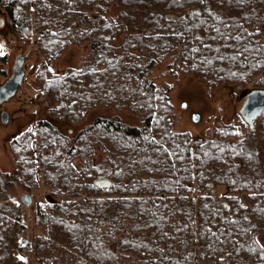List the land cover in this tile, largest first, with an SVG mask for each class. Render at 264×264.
Listing matches in <instances>:
<instances>
[{
	"label": "trees",
	"instance_id": "16d2710c",
	"mask_svg": "<svg viewBox=\"0 0 264 264\" xmlns=\"http://www.w3.org/2000/svg\"><path fill=\"white\" fill-rule=\"evenodd\" d=\"M1 7L24 43L36 32L37 92L51 118L79 123L103 107L138 119L97 117L72 141L39 119L12 139L19 184L35 190L41 175L50 191L49 215L37 210L35 263L264 264V114L253 129L241 118L197 139L174 129V85L149 77L171 58L174 79L194 74L211 87L245 88L264 68V0H2ZM69 45L86 47L87 59L53 72ZM96 148L108 189L94 183L102 173ZM219 185L224 192L215 195ZM18 225L19 215L0 203V264L10 259L6 245Z\"/></svg>",
	"mask_w": 264,
	"mask_h": 264
},
{
	"label": "rangeland",
	"instance_id": "374dc122",
	"mask_svg": "<svg viewBox=\"0 0 264 264\" xmlns=\"http://www.w3.org/2000/svg\"><path fill=\"white\" fill-rule=\"evenodd\" d=\"M0 0V84L3 83L12 72L14 59L17 55H24V78L15 93L7 102L0 105V176L3 179L0 185V203L13 210L19 215V225L12 233L7 242L6 253L10 257L7 264H37L31 256L32 246L43 233V229L37 225V210L41 207L48 212V203L51 200L50 191L41 175L34 180L33 185H38L35 190H29L19 184L16 177L17 161L12 154L11 141L14 137L30 128H36L39 119L48 120L61 133L67 135L72 141L76 134L84 127L91 124L97 117H112L118 115L128 125H137L138 119L127 111H117L109 108H96L86 115L84 121L71 123L51 118L48 114L47 103L39 96L36 85V68L41 61L39 52L36 49V32L28 37V43L18 38L9 26V18L1 7ZM34 3V0H30ZM115 10L111 14L115 15ZM34 19V15H32ZM119 37L117 43L121 42ZM258 42L264 47V40ZM248 55V50H245ZM88 50L84 46L69 45L59 59L52 62L50 67L55 73H62L67 68H78L87 59ZM171 58H167L160 65L152 69L150 79L161 88L166 85H174L169 93V102L174 113V129L180 132H189L194 138L210 137L214 129L235 123L242 120L238 114L245 95L248 90L264 85V68L257 75L251 77L245 88L239 85L217 84L209 86L194 74H177V79L171 77L168 64ZM6 111L8 120L6 124L1 122V112ZM199 116L198 121L192 120V115ZM20 160L21 155L18 154ZM103 158L99 148H96L94 165L100 169V176L107 177L106 171L101 167ZM99 177V176H98ZM97 177V178H98ZM212 192V191H211ZM222 186H217L215 195L223 194ZM28 195L30 203L23 204L22 197ZM63 198V197H62ZM58 198V204L62 201ZM48 217V216H47ZM49 218V217H48ZM65 230L71 231L69 226ZM56 240H60L57 238ZM259 242L264 247V233L259 234ZM24 257L20 260L19 257Z\"/></svg>",
	"mask_w": 264,
	"mask_h": 264
},
{
	"label": "water",
	"instance_id": "95a60500",
	"mask_svg": "<svg viewBox=\"0 0 264 264\" xmlns=\"http://www.w3.org/2000/svg\"><path fill=\"white\" fill-rule=\"evenodd\" d=\"M24 59L25 57L22 54H19L15 57L11 75L3 83L0 84V105L7 102L12 96L15 95V93L19 89L24 78ZM238 114L248 125V127L250 129H253L255 120L261 114H264V89H253L249 91L245 96L244 102L239 109ZM198 118L199 116L197 114H194L192 120L196 122L198 121ZM7 120V112L2 111V124H6ZM94 183L95 185L106 189H108L112 185V181L105 176L98 177L94 181ZM21 200L25 205H28L30 203L28 195H24Z\"/></svg>",
	"mask_w": 264,
	"mask_h": 264
},
{
	"label": "flooded vegetation",
	"instance_id": "af4514ba",
	"mask_svg": "<svg viewBox=\"0 0 264 264\" xmlns=\"http://www.w3.org/2000/svg\"><path fill=\"white\" fill-rule=\"evenodd\" d=\"M259 39H260V37H259ZM253 89H256V88H252V89L248 90V92L251 91V90H253ZM257 89H259V88H257ZM248 92H247V93H248ZM247 93H246V94H247ZM245 96H246V95H245ZM193 115H194V114H193ZM193 115H192V117H193ZM211 185H212V184H210V183L208 184V186H211ZM219 186H222V185H219ZM223 189H224V188H223ZM215 191H217V188H215Z\"/></svg>",
	"mask_w": 264,
	"mask_h": 264
},
{
	"label": "snow or ice",
	"instance_id": "6c2138e0",
	"mask_svg": "<svg viewBox=\"0 0 264 264\" xmlns=\"http://www.w3.org/2000/svg\"><path fill=\"white\" fill-rule=\"evenodd\" d=\"M19 259L23 261L24 260V257L21 256V257H19Z\"/></svg>",
	"mask_w": 264,
	"mask_h": 264
}]
</instances>
